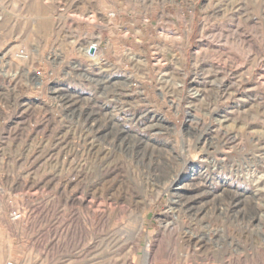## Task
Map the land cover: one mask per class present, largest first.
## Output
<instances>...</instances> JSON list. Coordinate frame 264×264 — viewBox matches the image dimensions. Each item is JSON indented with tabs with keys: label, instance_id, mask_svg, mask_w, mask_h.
Returning <instances> with one entry per match:
<instances>
[{
	"label": "rangeland",
	"instance_id": "374dc122",
	"mask_svg": "<svg viewBox=\"0 0 264 264\" xmlns=\"http://www.w3.org/2000/svg\"><path fill=\"white\" fill-rule=\"evenodd\" d=\"M263 136L264 0H0V264H264Z\"/></svg>",
	"mask_w": 264,
	"mask_h": 264
},
{
	"label": "built area",
	"instance_id": "2783aa9c",
	"mask_svg": "<svg viewBox=\"0 0 264 264\" xmlns=\"http://www.w3.org/2000/svg\"><path fill=\"white\" fill-rule=\"evenodd\" d=\"M115 11L111 10V11H108L105 15L106 17V21L108 23H112V20L114 19L115 17ZM97 49L96 47L93 45H90L86 48V54L89 56V57H94L97 53ZM15 57L16 58H20V59H27L29 57V52H27L25 49L23 48H20L16 53H15ZM36 75L38 77H40L41 79V70H36ZM41 81V80H40ZM12 217L14 218H17L18 217V214L16 212H12ZM5 264H18L17 262H14V261H6Z\"/></svg>",
	"mask_w": 264,
	"mask_h": 264
},
{
	"label": "bare ground",
	"instance_id": "6f19581e",
	"mask_svg": "<svg viewBox=\"0 0 264 264\" xmlns=\"http://www.w3.org/2000/svg\"><path fill=\"white\" fill-rule=\"evenodd\" d=\"M90 45H94L95 47H96V49H97V54L94 56V58H96L97 57V55L99 54V52H100V47H99V43L97 42V41H93ZM193 88V87H192ZM196 92H198L197 90H196ZM195 92V93H196ZM205 97V96H204ZM198 127V126H197ZM229 137V136H228ZM264 137V136H263ZM208 143V142H207ZM247 160V159H246ZM176 176V175H175ZM171 183V182H170ZM193 202V201H192ZM192 205V204H191Z\"/></svg>",
	"mask_w": 264,
	"mask_h": 264
},
{
	"label": "crops",
	"instance_id": "0c3cea01",
	"mask_svg": "<svg viewBox=\"0 0 264 264\" xmlns=\"http://www.w3.org/2000/svg\"><path fill=\"white\" fill-rule=\"evenodd\" d=\"M115 7H116L117 9H120L119 6H117V5H115Z\"/></svg>",
	"mask_w": 264,
	"mask_h": 264
}]
</instances>
